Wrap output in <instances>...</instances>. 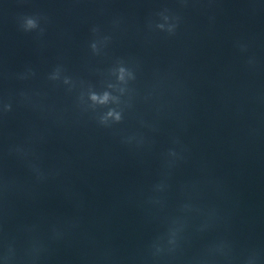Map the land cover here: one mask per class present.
I'll list each match as a JSON object with an SVG mask.
<instances>
[{
  "label": "water",
  "instance_id": "obj_1",
  "mask_svg": "<svg viewBox=\"0 0 264 264\" xmlns=\"http://www.w3.org/2000/svg\"><path fill=\"white\" fill-rule=\"evenodd\" d=\"M0 264H264V0H0Z\"/></svg>",
  "mask_w": 264,
  "mask_h": 264
},
{
  "label": "clouds",
  "instance_id": "obj_2",
  "mask_svg": "<svg viewBox=\"0 0 264 264\" xmlns=\"http://www.w3.org/2000/svg\"><path fill=\"white\" fill-rule=\"evenodd\" d=\"M31 23V22H30ZM109 98L108 93H105L103 97H100L99 99H101L102 101H107ZM93 99H97V97L94 95Z\"/></svg>",
  "mask_w": 264,
  "mask_h": 264
}]
</instances>
